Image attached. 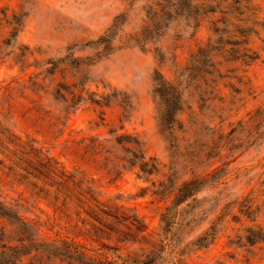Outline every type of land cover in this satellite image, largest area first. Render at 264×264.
Masks as SVG:
<instances>
[{
    "label": "rangeland",
    "instance_id": "rangeland-1",
    "mask_svg": "<svg viewBox=\"0 0 264 264\" xmlns=\"http://www.w3.org/2000/svg\"><path fill=\"white\" fill-rule=\"evenodd\" d=\"M244 4L243 14L183 18L146 17L148 0H0V112L140 215L145 232L118 243V264L159 242V212L196 176L199 213L179 236L215 231L179 263L264 264V240L251 243L244 230L264 228V0ZM22 112L66 114L67 128L103 138V153L77 159L63 146L67 129L52 140ZM119 133L129 140L115 143ZM11 236L0 217V242Z\"/></svg>",
    "mask_w": 264,
    "mask_h": 264
},
{
    "label": "trees",
    "instance_id": "trees-1",
    "mask_svg": "<svg viewBox=\"0 0 264 264\" xmlns=\"http://www.w3.org/2000/svg\"><path fill=\"white\" fill-rule=\"evenodd\" d=\"M199 1L148 0L152 9H145V16L176 14L190 18L200 12L243 14L248 9L244 4L248 0ZM240 4L244 9L239 8ZM21 93L24 97V88ZM22 113L45 124L52 140L67 129L63 146L71 147L77 159L94 162L103 153V138L86 135L79 128H67L66 114L62 112ZM10 119L9 112H0V217L12 227V236L0 242V264H18L24 258L36 264L51 258L67 264H118L113 259L118 243L138 242L145 232L140 215L114 200L92 177L67 168L43 146L46 140L18 133ZM128 137L119 133L113 140L120 144ZM141 165L137 167L141 169ZM202 186V177L198 176L180 181L159 212L157 246L150 245L132 264H180V256L187 249L210 242L215 231L211 226L185 240L179 236L199 213L190 204L196 201L194 194ZM242 215L254 220L245 211ZM244 230L247 241L264 240L261 225H246Z\"/></svg>",
    "mask_w": 264,
    "mask_h": 264
}]
</instances>
